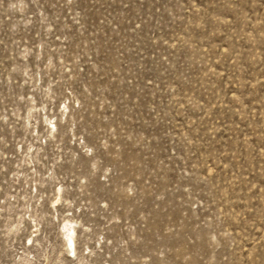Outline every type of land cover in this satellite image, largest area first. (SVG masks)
<instances>
[{"label":"rangeland","instance_id":"374dc122","mask_svg":"<svg viewBox=\"0 0 264 264\" xmlns=\"http://www.w3.org/2000/svg\"><path fill=\"white\" fill-rule=\"evenodd\" d=\"M0 264H264V0H0Z\"/></svg>","mask_w":264,"mask_h":264}]
</instances>
